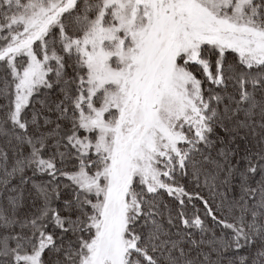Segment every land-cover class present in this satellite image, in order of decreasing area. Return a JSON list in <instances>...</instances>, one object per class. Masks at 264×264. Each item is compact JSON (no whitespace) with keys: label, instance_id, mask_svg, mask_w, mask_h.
I'll list each match as a JSON object with an SVG mask.
<instances>
[{"label":"snow or ice","instance_id":"obj_1","mask_svg":"<svg viewBox=\"0 0 264 264\" xmlns=\"http://www.w3.org/2000/svg\"><path fill=\"white\" fill-rule=\"evenodd\" d=\"M0 264H264V0H0Z\"/></svg>","mask_w":264,"mask_h":264}]
</instances>
